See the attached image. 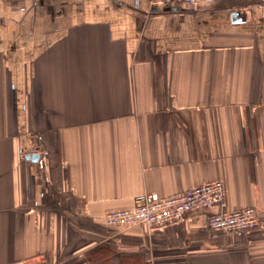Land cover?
<instances>
[{
  "label": "crops",
  "instance_id": "0c3cea01",
  "mask_svg": "<svg viewBox=\"0 0 264 264\" xmlns=\"http://www.w3.org/2000/svg\"><path fill=\"white\" fill-rule=\"evenodd\" d=\"M214 181L259 229L104 225ZM39 261L264 264V0H0V264Z\"/></svg>",
  "mask_w": 264,
  "mask_h": 264
},
{
  "label": "built area",
  "instance_id": "2783aa9c",
  "mask_svg": "<svg viewBox=\"0 0 264 264\" xmlns=\"http://www.w3.org/2000/svg\"><path fill=\"white\" fill-rule=\"evenodd\" d=\"M156 6L184 4L192 8L206 9L214 0H153ZM225 203V187L222 181H214L194 187L184 193L161 197L154 193L141 194L130 208L116 209L104 215V225L109 229L128 230L144 226L149 231L163 230L183 221L191 215H208V227L216 232L245 237L260 228L259 211L246 207L216 214L210 212ZM17 264H47L21 262Z\"/></svg>",
  "mask_w": 264,
  "mask_h": 264
},
{
  "label": "water",
  "instance_id": "95a60500",
  "mask_svg": "<svg viewBox=\"0 0 264 264\" xmlns=\"http://www.w3.org/2000/svg\"><path fill=\"white\" fill-rule=\"evenodd\" d=\"M27 159L32 160L33 162L37 161L39 159L38 155H31L28 156Z\"/></svg>",
  "mask_w": 264,
  "mask_h": 264
}]
</instances>
